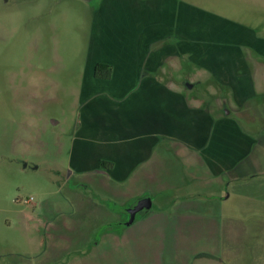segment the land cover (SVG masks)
I'll use <instances>...</instances> for the list:
<instances>
[{"label": "rangeland", "instance_id": "1", "mask_svg": "<svg viewBox=\"0 0 264 264\" xmlns=\"http://www.w3.org/2000/svg\"><path fill=\"white\" fill-rule=\"evenodd\" d=\"M125 1L103 5L107 0H0V264L82 263L81 253L39 246L40 234L24 230L22 219L28 211L24 199L32 196L31 203L66 208L71 201L92 199V195L89 198L83 194V184H99L104 189L102 185L116 183L109 176L79 170L83 155L95 145L90 142L91 135L105 126L108 128L103 132L113 138L117 115L112 106L114 95L106 96L110 100L106 102L103 95L91 98V93L107 89L120 94L130 87H150L154 81L120 78L113 75L114 65L110 64V77L95 76L94 68L99 62L92 63L94 58L116 57L111 49L114 32L105 26L106 40L102 41L107 48L94 55L101 8L148 9L149 37L169 46L170 51V64L165 70L169 76L155 82L175 90L186 89L187 104L195 100L205 107L219 100L222 107L231 105L236 110L231 97L210 94L218 88L252 87L255 95L245 103L247 132L264 136V0ZM133 19V13L125 17L127 22ZM138 32L135 39H141ZM187 83H193L192 88ZM121 110L128 113L127 120L121 118L128 124L133 107L125 102ZM178 147L173 140L157 144L118 189L132 193L150 188L154 194L161 187L181 185L194 170L204 168ZM257 147L264 157V144ZM101 155L93 153L91 166L98 164ZM257 174L250 178L258 180L247 182L238 193L263 199L264 171ZM190 207L191 213L172 208L175 212L168 214L175 221L177 217L187 221L183 227L186 239L178 241L176 264H264L262 223H251L250 232H245V239L251 234L248 255L221 257L218 249L203 250L211 244L210 235L200 233L207 225L193 223L198 217L194 212L200 208ZM45 213L48 211L41 216H48ZM125 215L129 218L128 213ZM78 220L74 239L88 257L84 262L100 264L108 254L102 250L100 256L96 245L100 234L92 233L93 224ZM57 225L58 234H67L61 221ZM258 234L262 240L259 236L254 239ZM167 243L144 264H162L166 252L169 254ZM170 258L172 255L167 259ZM115 259L118 264H143L140 257L130 256L125 250L116 253Z\"/></svg>", "mask_w": 264, "mask_h": 264}, {"label": "crops", "instance_id": "2", "mask_svg": "<svg viewBox=\"0 0 264 264\" xmlns=\"http://www.w3.org/2000/svg\"><path fill=\"white\" fill-rule=\"evenodd\" d=\"M111 1L114 0H107L103 5ZM100 12L101 25L97 39L94 38V55L107 48L106 42L102 41L106 40V29L114 32L115 40L111 49L112 53H116V57H98L94 58L92 63L114 65L113 75L120 78L149 80L154 81V84L151 83L150 87H130L120 94L107 89L91 93V98L98 95H114L112 106L115 105L113 109L117 111V115L113 138L108 132H103L108 128L105 126L100 133L91 135L90 142L95 145L83 155L80 166L82 168L79 170L109 176L108 178L116 183L112 186L101 184L104 189L99 184H83V194L89 198L92 195V199L71 201L66 208L25 203L28 205V211L24 212L22 219L24 230L27 233L35 231L40 234L39 246L77 251L82 255L81 258L78 256L82 262L80 264H88L84 262L88 257L83 252L81 243L74 239L77 226L75 221L83 219L85 223L93 224L92 233L100 234L96 243L99 252L104 250L108 253L105 258H101L100 264H118L115 254L122 250L130 256L140 257L144 264L159 249L165 247L163 243L167 241L169 254L166 252L162 264H176L180 251L178 241L186 239L183 227L187 221L180 220L179 217L175 221L168 214L175 212L172 208L183 209L181 213H191L190 205H195L200 209L195 212L192 210L198 214L193 223L207 225L200 233L210 235L211 244L203 250L218 249L217 255L221 257L248 255L252 249L251 234L245 239V232H250L251 223L264 225V197L262 199L258 195L255 199V195L238 193L244 190L240 188L247 182L258 180L250 177L258 175L261 170L264 171L261 163L264 162L261 155L263 153L257 147L263 146L264 139L262 142L259 140L264 136L256 137L247 132L248 123L245 120V103L250 96L255 95L252 87L218 88L210 94L231 97L236 110L231 105L222 107L219 100L214 101L213 106L203 107L195 100L190 101L192 104H187L186 89L175 90L164 87L163 83L158 86L155 82L169 76L165 70L170 64V51L169 46L149 37L151 25L148 26L146 20L148 9L101 8ZM132 13L135 19L127 22L125 17L131 16ZM138 28H141V32H138ZM137 32L141 39H135ZM108 101L110 100L106 97V102ZM224 101L226 103V100ZM125 102H129L133 107V118L129 119L128 124L122 123L121 120L122 117L126 119L125 115L128 114L121 110ZM108 123L105 125L111 124ZM170 140L179 145L178 151L191 155L193 159L200 161L204 168L194 170L181 185L161 187L154 194H151L150 188L132 193L118 189L132 175L135 167L146 161L157 144ZM94 152L102 155L98 158V164L91 166ZM110 156L113 161L111 166L101 167L100 161L109 162ZM143 197L151 200L150 208L142 210L132 223L126 224L128 218L125 212L127 214V209ZM33 209L40 212L35 213ZM46 211L48 216H41ZM59 221L67 234H58ZM170 234H173L172 238L166 240ZM258 236L259 234L253 238ZM259 239L262 240V237L259 236ZM89 242L90 236L87 237V245ZM181 252L183 253L182 248ZM169 255H172L170 259L173 262L167 259Z\"/></svg>", "mask_w": 264, "mask_h": 264}, {"label": "water", "instance_id": "3", "mask_svg": "<svg viewBox=\"0 0 264 264\" xmlns=\"http://www.w3.org/2000/svg\"><path fill=\"white\" fill-rule=\"evenodd\" d=\"M188 87H191V83H187ZM151 206V200L148 197H143L137 201V203L128 208L127 212L129 214V218L126 221V224H130L134 221L136 215L141 212L142 210L149 209Z\"/></svg>", "mask_w": 264, "mask_h": 264}, {"label": "trees", "instance_id": "4", "mask_svg": "<svg viewBox=\"0 0 264 264\" xmlns=\"http://www.w3.org/2000/svg\"><path fill=\"white\" fill-rule=\"evenodd\" d=\"M111 71V66L109 64L106 63H97L95 65L94 68V74L96 77H101V78H107L110 77V72ZM111 163L105 161V160H101L100 161V165L101 167H107L108 165H110Z\"/></svg>", "mask_w": 264, "mask_h": 264}, {"label": "built area", "instance_id": "5", "mask_svg": "<svg viewBox=\"0 0 264 264\" xmlns=\"http://www.w3.org/2000/svg\"><path fill=\"white\" fill-rule=\"evenodd\" d=\"M31 202H33V197L31 196V197H29V198H26V199H24V203H31Z\"/></svg>", "mask_w": 264, "mask_h": 264}]
</instances>
